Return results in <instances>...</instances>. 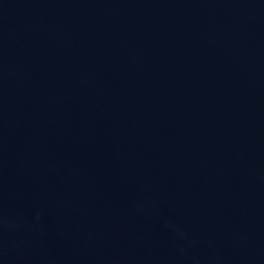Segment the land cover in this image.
<instances>
[{
	"label": "water",
	"instance_id": "1",
	"mask_svg": "<svg viewBox=\"0 0 264 264\" xmlns=\"http://www.w3.org/2000/svg\"><path fill=\"white\" fill-rule=\"evenodd\" d=\"M0 264H264V124L135 159L0 168Z\"/></svg>",
	"mask_w": 264,
	"mask_h": 264
}]
</instances>
